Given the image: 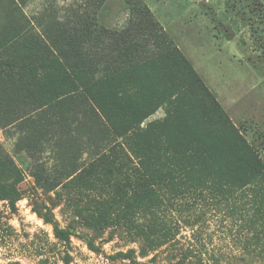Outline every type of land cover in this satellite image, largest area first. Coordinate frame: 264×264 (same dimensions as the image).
Instances as JSON below:
<instances>
[{"label":"rangeland","instance_id":"obj_1","mask_svg":"<svg viewBox=\"0 0 264 264\" xmlns=\"http://www.w3.org/2000/svg\"><path fill=\"white\" fill-rule=\"evenodd\" d=\"M140 1L193 70L160 56L111 88L90 40L128 29L129 0L0 1L1 39L28 26L41 38L24 37L18 60L51 71L58 91L64 67L93 74L116 127V146L94 155L100 131L63 104L21 139L24 97L0 81V145L19 170L0 165V264H264V0ZM53 36L62 49L82 37L58 69L44 56V42L61 56ZM39 162L57 183L50 191L33 175ZM148 187L154 200L130 203ZM47 211L70 226V243Z\"/></svg>","mask_w":264,"mask_h":264},{"label":"trees","instance_id":"obj_2","mask_svg":"<svg viewBox=\"0 0 264 264\" xmlns=\"http://www.w3.org/2000/svg\"><path fill=\"white\" fill-rule=\"evenodd\" d=\"M129 4L133 13V20L128 29L124 31L122 30L118 33L107 30L106 33L109 35L107 41L98 38V35L90 40L92 46L100 47V49L105 52L104 58L106 59H104V61H106L107 66L111 67L110 72L105 75V80L109 83L110 87L112 88V84L110 83L116 79V73L119 70H115V64L122 62L129 64L141 56L150 57L152 54L159 53L174 55L176 58L182 59L184 63H186V67L191 70L192 68L188 61L185 60L179 53L178 49L174 47L173 41L168 37L163 27L154 18L150 8L140 0H129ZM12 8L14 7L11 4L2 9L1 13L4 12L5 16L12 10ZM2 29L3 27L0 26V30ZM63 31L65 32V29H63ZM35 32L33 26H28L26 29H12L8 36L3 39L0 38V81L3 79L9 86L10 91L24 97V101L21 104H17L15 107L20 116L17 125H19L21 129V139L28 137V133L31 129L36 124H39L42 118L49 117V114H51L53 110L60 108L63 104L70 106L72 103L76 106V114L82 112L87 113L90 117L91 124L98 128L101 133L98 144L93 146V150L95 151L94 155H101L106 150L114 148L111 147V145L113 144L116 146V141L115 139L113 140L112 137L116 130L115 122L104 113L102 106L104 99L98 98L97 96L98 80L93 77V74L84 72L83 79L80 75L75 79L70 73L66 72V67H64V76H62L65 77L69 85L58 91V89H54L55 87L53 85L54 88L50 85V79L53 76L51 71L47 70V72L43 71L42 73L40 70L30 65H25L24 61L22 64V62L14 55L16 45H19L24 41V37L29 38L30 43H36L37 40L41 39ZM103 32L105 33V30ZM86 36L87 35L83 36V38L79 37L74 39L72 42L70 40V45L65 49H62L59 46L56 37L53 36L54 44L59 50L60 57L56 56L54 52L50 50L49 46H47L42 40V44L44 42L43 48L46 50L44 56L47 66L57 68V65H63L64 59L67 58L71 47L75 46L74 42L77 40L81 41L86 38ZM75 49L79 50V48ZM24 60L32 62L33 58L29 57ZM116 61L118 63H116ZM90 77L91 79H88ZM80 84L83 86V89L79 87ZM39 94L43 96V102L37 103V101L29 102L27 100L26 96ZM112 96L113 93L110 92L108 97L111 98ZM7 163H10L9 171L16 172L18 170L0 145V165L3 167ZM73 172L74 171L66 174V176L71 175ZM33 175L36 182L45 191H50L57 186L55 180L50 178V169L44 166L41 162H39V170L33 172ZM2 187L3 185L0 180V190H3ZM158 193V189L148 187L142 192V194H140V196L131 200L130 203L135 205H140L141 203L147 204L154 200ZM43 218L46 222L53 225L54 234L57 239L65 243H70L71 233L69 225L62 227L57 219L48 211L43 214ZM89 245L91 247L94 246L91 242H89Z\"/></svg>","mask_w":264,"mask_h":264},{"label":"crops","instance_id":"obj_3","mask_svg":"<svg viewBox=\"0 0 264 264\" xmlns=\"http://www.w3.org/2000/svg\"><path fill=\"white\" fill-rule=\"evenodd\" d=\"M160 56H169V58H173L174 59V55H169V54H166V53H159V54H152V56L150 57H139L137 58L135 61H132L130 62L129 64L127 63H118L116 61V63L118 64H115V70L119 69L116 73V78L117 77H123L124 75L134 71L135 69H137L138 67L142 66V65H146L148 62L152 61L153 59L157 58V57H160ZM104 59L106 58H100V63H103L105 64V66L107 65L106 64V61H104Z\"/></svg>","mask_w":264,"mask_h":264}]
</instances>
